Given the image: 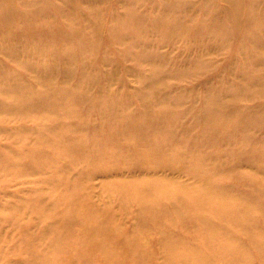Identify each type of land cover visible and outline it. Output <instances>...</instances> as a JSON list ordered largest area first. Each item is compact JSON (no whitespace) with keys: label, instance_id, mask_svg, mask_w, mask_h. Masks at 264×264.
I'll return each mask as SVG.
<instances>
[{"label":"rangeland","instance_id":"374dc122","mask_svg":"<svg viewBox=\"0 0 264 264\" xmlns=\"http://www.w3.org/2000/svg\"><path fill=\"white\" fill-rule=\"evenodd\" d=\"M0 264H264V0H0Z\"/></svg>","mask_w":264,"mask_h":264},{"label":"bare ground","instance_id":"6f19581e","mask_svg":"<svg viewBox=\"0 0 264 264\" xmlns=\"http://www.w3.org/2000/svg\"><path fill=\"white\" fill-rule=\"evenodd\" d=\"M232 6H233L234 9H237V6L235 4H232ZM97 225L99 226L100 222ZM229 250L232 251V252H237V255L241 256L240 252L238 251V247H229Z\"/></svg>","mask_w":264,"mask_h":264}]
</instances>
